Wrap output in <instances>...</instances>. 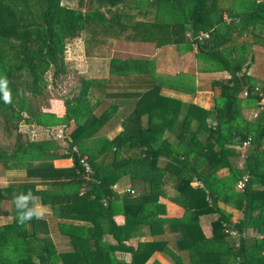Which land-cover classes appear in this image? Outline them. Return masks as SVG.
<instances>
[{
	"label": "trees",
	"instance_id": "1",
	"mask_svg": "<svg viewBox=\"0 0 264 264\" xmlns=\"http://www.w3.org/2000/svg\"><path fill=\"white\" fill-rule=\"evenodd\" d=\"M88 2L78 0L71 8L61 0H0V78L8 81L12 98L6 104L0 94V116L6 138L16 132L12 145L0 150V173L24 172L20 181L0 188V203L11 205V221L0 226V264H160L153 259L156 253L170 264H184L180 252L187 264H264V239L241 237L234 248L223 233V225L238 234L250 228L264 232V146L257 142L264 137V122H258L264 104L253 126L239 114L243 106L261 101L246 75L252 60L246 52L263 43L264 0ZM155 4L168 15L162 11L156 21L144 19ZM83 36L86 45L89 40L116 41L124 51H130L128 44L186 45L194 53L197 72H224L227 77L211 81L219 93L206 110L161 95L167 83L153 76L154 60L110 59L108 72L128 86L140 82V91L106 95L125 108L119 130L107 138L97 131L113 124L116 106L94 115L89 86L98 83L82 81L76 95L62 102V117L26 104L25 94L41 95L47 72L52 77L64 73L65 40ZM20 124L34 131L60 126L62 143L22 139ZM247 136L252 149L238 168L237 147ZM81 158L91 169L87 180ZM59 159H70L71 166L55 168L53 161ZM220 170L227 175L218 177ZM245 173L248 181L239 192L237 182ZM124 179L133 194L119 197L113 187ZM167 188L173 192L170 197ZM29 190L48 206L69 250L55 249L44 219L17 223L14 198ZM160 197L180 207L182 216L167 218ZM220 203L239 210L242 219L232 223ZM116 215L123 217L120 226L112 221ZM208 215L216 218L205 237L199 218ZM143 237L151 239L141 241Z\"/></svg>",
	"mask_w": 264,
	"mask_h": 264
},
{
	"label": "rangeland",
	"instance_id": "2",
	"mask_svg": "<svg viewBox=\"0 0 264 264\" xmlns=\"http://www.w3.org/2000/svg\"><path fill=\"white\" fill-rule=\"evenodd\" d=\"M78 0H61L62 5H68L71 8L76 7V2ZM88 2V0H84ZM89 3V2H88ZM86 4L83 8V10H86L88 8V5ZM163 6L161 5V10L158 9V5L155 4L154 6H151L150 9H148L147 14L143 16L144 19L149 20V21H156L159 16H161L162 11L166 13V9L162 8ZM158 11V12H157ZM169 11V10H168ZM168 15V13H166ZM166 15V16H167ZM137 19H141V16H136ZM169 21V20H168ZM236 25V23H234ZM235 32L231 31L230 33V39H235ZM86 38L83 36L82 38H73L69 40H65L64 44V52H63V64H64V73L56 75L55 77L51 76L50 72H47L44 76V80L42 83V86L44 87L41 95L36 96V97H31L29 94H25L26 97V104L30 105L33 110H36L37 112H47L49 111L52 106L56 107L58 102L70 100L73 98L77 91L78 88L80 87V84L82 81H92L95 83H98V89H95L94 91H89V105H93L94 102L99 101L97 104L98 106L93 107L94 115L98 116L102 112H106L107 109L111 107L112 104L116 103V99L113 97H106V95H111L114 93H121L127 90L128 83L124 78L121 77H116L108 72L109 69V61L112 58H119V59H125L126 57H146L149 59V56H144L143 54H140L141 52H136L133 48H137V46H133L131 44L126 45V49H130V51L126 50L124 51L122 49L123 45L117 44L116 41H91L89 40L88 44L86 45L83 41ZM177 51V50H175ZM180 54L178 56L180 57H185L187 53H191V51H187L186 47H183L182 49L179 50ZM85 53V55H84ZM191 57L189 60L192 61V66L191 67V74H184V72H177L175 71L178 69L176 68L177 65L175 62L178 59L171 60L172 66L169 65L170 70H175L170 74L161 75L160 73H163V69L165 70V67L162 66L163 62L160 59H153L155 65L158 64V68L156 66L154 67V72L159 73L157 77L159 76L161 80L166 81V86L170 89H173V87H178V89H181L182 91H174V90H169L168 95H174V96H180L182 99H185V95H190L192 93V88H194V85L192 84L191 79H197L196 74L197 72V66L195 63L194 59V53H191ZM185 62L188 63V57L184 58ZM194 64V65H193ZM182 71H185V64H182L180 66ZM161 68V69H159ZM168 72V70H165ZM186 73V72H185ZM193 74V76H192ZM201 75H206V74H201ZM138 75H131V77H137ZM154 76V77H155ZM198 76V75H197ZM224 76H220L225 77ZM194 77V78H193ZM157 79V78H156ZM201 78H198L200 80ZM200 89V88H199ZM91 90V89H90ZM202 91L197 90V92ZM178 92V93H176ZM218 96V95H217ZM216 96V97H217ZM207 97V102L213 101L216 98L214 94H207L205 95ZM69 98V99H68ZM52 103V104H51ZM59 103V104H60ZM63 107V105H62ZM60 114V111H59ZM6 115V114H5ZM25 116V115H24ZM63 115L60 114V116L57 117H62ZM6 117V116H4ZM26 117V116H25ZM3 122L4 118L0 116V150L2 149H8L9 146L12 145L14 136L16 134L15 130L11 131V136L9 138H6L5 136V131L3 129ZM106 125V124H105ZM114 125V124H112ZM57 127V128H56ZM55 128L48 127L47 129L42 130V128L35 129V131L39 134L41 133L44 134L45 136V141L48 139H54L57 141L58 144L62 143V139L64 137L63 135V128L60 126H56ZM109 127L105 126L103 129L99 130V133H103L104 130H107ZM119 129V128H118ZM19 132L21 131L22 133V139H36L39 138L37 137V133L33 130V128L28 127L27 125H19ZM104 134V133H103ZM43 141V140H41ZM9 151V150H8ZM7 152V151H6ZM15 173L14 175H19L23 173L22 170H14ZM23 178V177H22ZM21 178V179H22ZM20 179V180H21ZM8 184V171L7 172H2L0 173V187H5V185ZM9 205V207H8ZM11 205L8 203L1 204L0 203V226L4 225L6 223H9L11 221ZM49 211V210H48ZM49 214L51 215L50 211ZM9 217V218H8ZM51 218V216H50ZM51 221H54V223H57L55 219H51ZM52 223L51 226V231L53 234L56 235V239L54 240V245L55 249L58 252H61L63 250H66L67 247H64L61 245L60 247H57V242L60 239V242L63 243L65 241L67 245V240L63 239L64 237L59 234L57 231V227H54ZM50 233V235L52 234ZM49 235V236H50ZM51 237V236H50ZM181 256L183 258H186V254L181 253Z\"/></svg>",
	"mask_w": 264,
	"mask_h": 264
},
{
	"label": "crops",
	"instance_id": "3",
	"mask_svg": "<svg viewBox=\"0 0 264 264\" xmlns=\"http://www.w3.org/2000/svg\"><path fill=\"white\" fill-rule=\"evenodd\" d=\"M185 35L188 38V34H185ZM260 36L263 39L262 40L263 43H260L259 46L249 47L247 50L248 53L246 52V57H248V58L252 57V60L249 64V67L246 70V75L248 76V78L251 79V82L254 85V87L259 90L258 95L261 97V101L259 103L253 102L252 105L247 106V107L245 105L242 108H240V111H239L240 117L246 123H248L252 126L255 125V123H256L255 121L258 119L259 114H260L259 112L262 109L261 106H262V104H264V28L261 30ZM188 41H189V39H188ZM183 47H187V46L181 45L178 48L174 49L171 46H166L163 48H156V47L152 46L151 44H146V45L142 44V46H141V44L140 45L138 44L137 48H133V49L134 50L136 49L135 53L141 52L140 54H143L144 56H149V59H151V58H153L154 60L160 59L163 62L162 66L165 67V70H168V72H167L163 69L164 74L160 73L161 75L167 76V74H170L173 71H175L173 69L170 70L168 68L169 65L172 66L170 61L175 60V59H178L175 62V64L177 65L176 68H178L175 71V73L184 72V74L190 75L191 74V71H190L191 67L190 66H192V61L189 59L192 55L191 54L192 52L185 54V55H187L185 57L178 56V54H180L179 50L182 49ZM175 50H177V51H175ZM187 51H190V49H187ZM177 52H178V54H177ZM186 57H188V63L185 62L184 58H186ZM248 58H247V60H249ZM182 64H185V71H182V69L180 67V66H182ZM155 66H156V68H158V64ZM159 69H161V68H159ZM155 74L159 75V73H157V72H155ZM201 74H205V73H198L195 76V77H197V79H191V80H193L192 84L194 85V88H192L193 91L190 95H185V99H182L180 96L177 97L174 95H168L169 90H172V89H170L167 86L162 87L161 95L166 96V97H170L172 99L179 100V101L186 103V104H193V105L199 106L203 109L211 110L212 106H213L212 101L207 102L208 98L205 97V95L210 93V94H214V96L216 97L219 93V91L216 87L211 86V81L226 78L227 75L225 77L221 78L220 76H224V74H225L224 72L210 73V74H206V75H201ZM192 76H193V74H192ZM198 78H201V79L198 80ZM139 84H140V82H134V85L128 86L127 89L129 88L130 91H132V90L133 91H140L137 88ZM89 87H91L90 91H94L95 89L99 90L98 86H89ZM201 89H202V91L197 92V90H201ZM166 93H168V94H166ZM176 93H178V92H176ZM62 102L61 103L58 102L56 107L52 106V108H50L49 111H47L45 113H52L55 117L60 116V114L63 115L64 112H63ZM98 103H99V101H96L93 103V105H90V106L91 107L98 106L97 105ZM121 103H122V101H116V103L112 104V105L116 106V108L113 112V115L110 118L112 121L115 120L113 122L114 125H111L112 122H108V124L103 125L102 128L99 129V130H101V129H103V127L108 126L109 128L107 130H104V132H103L104 134L101 132L99 133V130H98L97 135H102V136H105L107 138H110L114 135L115 132H117L119 130L118 129L119 128V122L121 121V119L125 115V108L122 107ZM59 111H60V114H59ZM258 122H259V124H263L264 117L263 118L261 117ZM51 128H55V127H51ZM45 129H47V128H45ZM42 130H44V128H42ZM41 131L39 132V134L37 133V135H36L37 137H39L38 140H44L45 139V136L43 133H41ZM257 142L260 143V148L262 149L264 146V137L259 138V141H257ZM251 149H252V144L250 143V146L248 147L247 152H249ZM243 161L244 160H242L239 157V161L236 162V165L238 166V168L242 167ZM163 163H164V159L160 158L159 159V165L161 166V164H163ZM53 166L55 168H68L71 166V160L70 159L55 160V161H53ZM14 173H15L14 170L8 171V183L20 181V179L24 176V172L22 174H20V176L14 175ZM226 175H227L226 170H220L217 172V176L220 178L225 177ZM191 185L195 186L196 183H192ZM0 188H2V187H0ZM126 189L132 190L130 187L129 181H127L126 179L122 180V182L120 184H117L113 187V191L119 197H121L124 193H126L125 192ZM263 190H264V187H263ZM165 192H166L167 197H170L173 194V192L169 188H167L165 190ZM167 197H165V198L160 197L158 199V203H160L161 205L164 206V209L166 212V217L167 218H180L182 216V209L180 207H178L177 205L171 203ZM1 204H4V203L1 202ZM218 206L221 209H223L225 212L230 214L232 223L238 222L240 219H242V213L239 210L232 209V208L225 206L221 203L218 204ZM8 207H9V205H8ZM50 216L51 215L49 214V211H48L47 215L44 218V220L48 223L49 230H51L52 223H54V221H51ZM215 218H216L215 215L201 216L199 218V225H200L201 231L205 237L210 236V222L215 220ZM112 221L114 222L115 225L120 226L123 224V217L121 215H116V216L112 217ZM53 226H54V224H53ZM247 230H254V229L250 228ZM50 233H52V232H50ZM50 236H51L50 237L51 240L54 243V240L56 239V235L52 233ZM63 239H65V238H63ZM150 239H151L150 237L140 238L141 241L142 240H150ZM65 240H67V239H65ZM56 245H57V247H60L61 245H63L64 247H67L66 250H63L61 252L69 250L68 241H67V245H66L65 241H63V243H61L60 239H59V241L57 242ZM181 253L185 254L184 252H180L179 253L180 256H181ZM181 258L183 260V263L187 264L186 258H183L182 256H181ZM153 259L157 260L160 264H170V262L166 259V257H164L163 255H161L159 253L154 254Z\"/></svg>",
	"mask_w": 264,
	"mask_h": 264
},
{
	"label": "clouds",
	"instance_id": "4",
	"mask_svg": "<svg viewBox=\"0 0 264 264\" xmlns=\"http://www.w3.org/2000/svg\"><path fill=\"white\" fill-rule=\"evenodd\" d=\"M7 84L8 81L5 78H0V94H2L3 101L6 104H10L12 102V98ZM14 204L17 211L16 219L19 225H24L34 219H44L48 212V206L42 204L40 202V197L35 195L31 190L27 193L16 195L14 198Z\"/></svg>",
	"mask_w": 264,
	"mask_h": 264
},
{
	"label": "built area",
	"instance_id": "5",
	"mask_svg": "<svg viewBox=\"0 0 264 264\" xmlns=\"http://www.w3.org/2000/svg\"><path fill=\"white\" fill-rule=\"evenodd\" d=\"M251 139L249 136L246 137L245 140H243L240 145L237 147V149L240 151V158L245 159L247 154V149L250 146ZM75 150V148H73ZM79 164L83 167V171L86 174L85 179L87 180L89 175L91 174V169L88 163L86 162L85 158H81L79 160ZM248 181V174L245 173L240 177V179L237 182V189L239 192H241L244 188V185ZM129 194H133L132 190H126ZM105 202V201H103ZM223 233L233 242V247L236 248L238 246V238H253L255 240H261L264 239V232L259 233L255 230H245L241 233H237L235 229H233L231 226L223 225Z\"/></svg>",
	"mask_w": 264,
	"mask_h": 264
}]
</instances>
